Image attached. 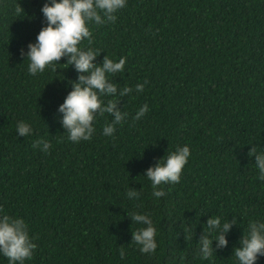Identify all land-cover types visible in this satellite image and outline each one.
<instances>
[{
  "label": "trees",
  "instance_id": "trees-1",
  "mask_svg": "<svg viewBox=\"0 0 264 264\" xmlns=\"http://www.w3.org/2000/svg\"><path fill=\"white\" fill-rule=\"evenodd\" d=\"M45 3L0 0V217L28 225L37 247L24 264H239L244 231L264 222V180L248 155L253 146L264 153V0H126L115 22H88L91 43L79 47L100 54L96 63L126 58L124 71L108 77L117 94L102 99L127 115L105 136L113 116L97 114L92 138L80 142L68 139L59 112L80 73L65 56L57 70L32 75L21 55L46 26ZM125 87L133 91L120 96ZM20 121L30 135L18 136ZM40 139L47 153L33 146ZM185 145L191 155L179 183L153 196L147 169ZM132 213L153 221L155 253L132 241L146 227ZM212 216L237 223L227 247L214 240L205 260L199 239ZM0 264H10L2 253Z\"/></svg>",
  "mask_w": 264,
  "mask_h": 264
},
{
  "label": "clouds",
  "instance_id": "clouds-1",
  "mask_svg": "<svg viewBox=\"0 0 264 264\" xmlns=\"http://www.w3.org/2000/svg\"><path fill=\"white\" fill-rule=\"evenodd\" d=\"M126 6V0H51L45 3L41 9L47 23L39 32L36 42L28 45L29 51L21 50V55H26L30 61L28 71L32 75L43 73L48 66L55 71L62 57L67 56V65H74L80 73L78 82L74 81V88L69 92L64 102L59 106V112L63 113L62 125L67 130L68 139L72 142L90 140L95 131L93 126L97 114L109 113L113 116L110 124L103 128L105 136H111L116 131V125L120 124L127 113L120 110L118 101L110 99L105 104L102 97L115 96L117 84L109 80V74L122 73L126 64V58L118 62L106 55L102 63H96L97 54L91 48L83 50L79 45L85 39L91 43L92 33L88 22L104 24L115 22V13ZM22 8L17 6L16 13L20 14ZM147 83V82H145ZM144 84H137L136 91L142 92ZM131 87H125L119 91L120 96L131 93ZM148 111L145 104L139 109L135 119H141ZM32 132L30 124L20 121L17 124L18 136H28ZM43 145L42 150L48 152L49 142L40 139L34 141L33 146ZM190 149L187 145L178 147L176 151L167 153L159 162L149 167L146 176L152 184V195L159 198L166 195L163 184L179 183L183 168L190 157ZM249 156H254L256 166L259 169V179L264 180V153H257L253 146ZM127 196L138 198L139 193L129 190ZM135 223L146 225L133 232V242L140 245L143 253H155L157 249L156 228L148 215L129 214ZM236 218L224 223L221 217L212 216L207 220V229L199 239L198 255L202 259L212 257L216 249L213 241H218L216 248H224L228 245L227 233L236 224ZM186 233L188 229H185ZM216 232L215 239L210 238L211 233ZM186 239H190L187 235ZM240 247H236L234 256L239 264H256L259 256L264 255V222L252 221L248 229L244 231ZM37 245L30 238L28 225L22 218H14L7 214L0 217V253L8 258L10 264H24L26 259H31L33 250ZM125 250L120 249V257L123 259Z\"/></svg>",
  "mask_w": 264,
  "mask_h": 264
}]
</instances>
